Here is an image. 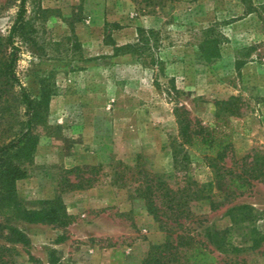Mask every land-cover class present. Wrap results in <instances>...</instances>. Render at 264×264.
Listing matches in <instances>:
<instances>
[{"label": "rangeland", "instance_id": "rangeland-1", "mask_svg": "<svg viewBox=\"0 0 264 264\" xmlns=\"http://www.w3.org/2000/svg\"><path fill=\"white\" fill-rule=\"evenodd\" d=\"M19 1L0 0L2 40ZM25 8L14 39L18 80L0 77V144L25 130L20 83L37 103L36 145L14 192L0 181V264H139L165 238L134 192L146 173L214 192L192 198L170 227L203 242L215 264H264V183L222 195L201 156L178 147L175 114L182 104L193 122L230 137L226 166L264 149V0H27ZM138 27L155 31L148 56L116 52ZM149 55L162 63L149 66ZM231 95L246 100L240 115L216 106ZM178 150L187 172L174 167ZM92 166L94 184L69 189Z\"/></svg>", "mask_w": 264, "mask_h": 264}, {"label": "trees", "instance_id": "trees-1", "mask_svg": "<svg viewBox=\"0 0 264 264\" xmlns=\"http://www.w3.org/2000/svg\"><path fill=\"white\" fill-rule=\"evenodd\" d=\"M27 0H20L13 23L10 26L5 40L0 39V77L17 82L15 64L18 47L14 44L15 36L19 34L24 25L25 3ZM264 20V17H263ZM106 26H118V23L105 22ZM136 41L128 44L115 45L116 52L133 53L146 57L150 52L149 36L154 34L152 29L137 28ZM9 51L6 53V49ZM149 66H157L162 63L157 56L149 55ZM18 95L25 105L26 119L25 130L18 136L13 137L7 143L0 144V181L6 183L3 191L7 194L14 192V182L17 177L25 175L27 158L33 152L36 145V137L32 134L33 117L36 115L37 103L30 96L26 88L18 83ZM246 100L240 95H231L228 98L216 101V106L220 111L228 115H240L241 109ZM175 114L178 125L177 144L178 147L191 150L201 156L203 162L212 169L214 180L220 188V193L225 197L235 196L252 186L254 181L264 183V149L252 147L246 154L238 158L231 159L229 166L224 164L228 154L232 151V141L226 134H215L199 122H193L188 114V110L182 104L175 107ZM181 150V149H180ZM179 150L174 152L173 164L177 169L182 165L185 168L189 159L186 153L179 154ZM99 166H92L87 176L76 175L77 181L69 183V189H81L94 184L95 178L91 173H95ZM78 166L66 170L67 173L79 171ZM139 173L141 170L138 171ZM82 173V172H81ZM197 181L192 180L181 187H174L160 175L144 177L138 180L134 187V192L142 198L146 204L148 212L158 221L159 226L165 232L162 242L151 244L145 256L139 264H215L216 257L212 251L206 247L194 235L185 232L179 233L170 227V223H178L181 217L186 218L187 203L193 199H209L214 196L210 188L204 184L192 188ZM202 187V188H201ZM193 194V195H192ZM162 198L157 204L156 197ZM63 207V206H61ZM52 216L60 225H66V214Z\"/></svg>", "mask_w": 264, "mask_h": 264}]
</instances>
